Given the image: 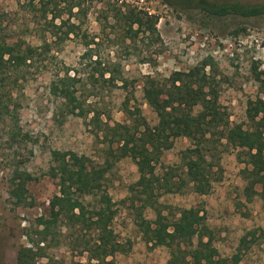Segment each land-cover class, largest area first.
<instances>
[{
    "label": "rangeland",
    "instance_id": "374dc122",
    "mask_svg": "<svg viewBox=\"0 0 264 264\" xmlns=\"http://www.w3.org/2000/svg\"><path fill=\"white\" fill-rule=\"evenodd\" d=\"M214 1L255 5L263 0ZM120 7L122 11L135 9L156 19V35L143 33L132 41L124 39L125 27L117 26L111 19L115 9ZM82 9V13L74 9L76 14L70 18V23L79 27L77 35L54 42L49 54L36 57L32 66L24 69L23 78L13 92L19 103L20 125L34 140V156L25 169L38 178L27 184L24 206L16 207L8 194L9 161L13 150L9 149L0 130V264H15L18 249L32 247L33 242L38 241L36 231L41 227L37 220L41 216L48 218L49 202L58 194L56 180L41 176L48 170L53 150L84 155L94 164L112 163L107 173L106 192L115 203L116 214L110 230L126 249L125 253L114 255L115 264H167L169 249L153 247L143 241L136 226L137 215L129 192V186L138 179L135 162L128 157L114 160L107 155L108 142L102 132L94 135L97 128L89 124L90 116L85 119L65 116L59 100L51 95L50 84L57 76L75 73L88 87L87 75L96 76L95 57H104L116 64L119 74H115L109 87L102 89L100 99L88 98L96 100L106 113L101 117L102 122L110 126L128 123L122 111V102L128 99L129 109H138L144 121L154 126L156 115L143 97L144 77L151 75L165 82L172 73L188 72L210 59L206 71L215 78L218 103L228 114L231 124L247 127L248 101L263 97L255 75L264 69V16L209 21L196 12L171 8L161 0H84ZM64 12L55 21L56 25L67 19ZM0 14V39L7 43L41 45V29L45 28L40 29L37 24L45 25L44 21L38 19L23 0H0ZM238 29L244 30L234 34ZM64 31L65 26L55 30L60 38ZM45 35L49 37L47 31ZM90 39L95 43L90 46L91 59L85 57L83 46L84 41ZM122 79L126 80V86H122ZM188 146V139H175L173 147L161 156L157 171L161 174L169 168H178L180 152ZM237 157V150L232 149L221 154L220 180L213 183L208 195L198 196L185 186L180 192L159 197V209L170 219L178 216L179 209L198 211L213 231V245L220 257L230 258L240 251L239 264H264V210L258 196L250 201L245 199L241 175L245 165ZM256 190L259 191V187ZM143 217L154 219V213L145 209ZM95 235V231L78 227L67 229L59 222L53 235L39 245L43 247V256L37 259V264L86 263L87 253L81 252L83 245L78 243L81 239L92 242Z\"/></svg>",
    "mask_w": 264,
    "mask_h": 264
},
{
    "label": "trees",
    "instance_id": "16d2710c",
    "mask_svg": "<svg viewBox=\"0 0 264 264\" xmlns=\"http://www.w3.org/2000/svg\"><path fill=\"white\" fill-rule=\"evenodd\" d=\"M23 1L38 19L44 21L45 25L37 26L40 29L44 26L45 30L41 29L43 35L39 46L7 43L0 39V130L9 149L13 150L9 161L8 194L16 207L26 204L27 184L38 178L25 169L34 156V140L33 135L20 125L19 103L13 92L23 78L24 69L32 66L36 57L49 54L54 42L77 35L79 27L70 23V18L83 12L84 0ZM161 1L183 12H196L209 21L264 16V0L255 5L214 0ZM64 11L67 19L56 25L55 21ZM1 19L0 14V23ZM111 19L117 26L122 24L125 27L124 39L132 41L143 33L156 35V19L141 11H122L120 7L115 9ZM64 26L63 38H60L55 30ZM241 30L244 29L233 33ZM46 31L49 37L45 35ZM91 44H95L94 39L83 43L84 55L89 59L92 58ZM209 60L202 61L188 72H174L165 82L151 75L144 77L143 97L156 115L157 124L154 126L144 121L138 109H129L128 99L122 102L128 123L110 126L102 122L101 117L106 113L96 100L88 98H101L102 89L109 87L115 74H119L116 64L104 57H95L96 76L87 75L88 87L75 73L57 76L50 84L51 95L59 100L65 116L84 119L90 116L89 124L97 128L94 135L98 136L100 131L108 142L107 155L114 160L128 157L135 162L138 179L129 186V192L137 215L136 226L143 241L153 247L169 249L167 264H239L241 261L240 251L230 258L219 256L213 245V231L203 214L199 215L193 209H179L178 216L170 219L162 214L158 203L163 194L180 192L185 186L198 196L208 195L213 183L220 180L219 159L227 150H237V158L245 165L241 170L245 199L250 201L258 196L264 210V69L255 75L263 97L248 101L246 118L249 126L244 127L243 124H231L228 114L218 103L215 78L206 71L210 66ZM121 83L126 86V80L122 79ZM181 137L188 139L189 146L180 152V166L160 174L157 165L161 156L173 147L175 139ZM113 144H116L115 148ZM111 166L110 161L94 164L88 157L72 151L50 152V165L41 176L56 180L58 194L49 202L48 218L41 216L37 220L41 227L36 231L38 241L33 242L32 247H20L15 264H37V259L43 256V247L39 245L53 235L59 222L67 229L78 227L97 232L92 242L81 239L78 243L82 242L81 252L87 253V262L71 264H115L114 255L123 254L126 249L115 240L110 230L116 214L115 203L106 192L107 173ZM256 187L260 190L257 191ZM145 209L152 210L154 219L143 217ZM77 241L74 240L75 243Z\"/></svg>",
    "mask_w": 264,
    "mask_h": 264
}]
</instances>
